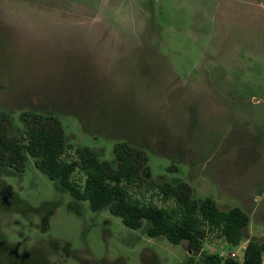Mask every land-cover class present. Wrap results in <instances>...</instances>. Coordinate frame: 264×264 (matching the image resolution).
<instances>
[{
    "label": "rangeland",
    "instance_id": "rangeland-1",
    "mask_svg": "<svg viewBox=\"0 0 264 264\" xmlns=\"http://www.w3.org/2000/svg\"><path fill=\"white\" fill-rule=\"evenodd\" d=\"M0 108L56 114L100 159L142 148L135 196L167 208L149 183L184 181L198 201L255 206L264 237V192L235 190L264 172V148L235 153V131L264 133V0H0ZM243 246L211 231L202 251L241 261ZM190 254L91 210L33 159L0 167V264H206Z\"/></svg>",
    "mask_w": 264,
    "mask_h": 264
},
{
    "label": "trees",
    "instance_id": "trees-1",
    "mask_svg": "<svg viewBox=\"0 0 264 264\" xmlns=\"http://www.w3.org/2000/svg\"><path fill=\"white\" fill-rule=\"evenodd\" d=\"M29 159L73 198L87 200L91 210L107 209L131 229L140 228L146 221L149 237L164 236L175 244L185 241L191 251L189 263L199 255L206 264H241L231 257L203 253L202 242L211 231L232 246L247 240L243 264L262 262L264 238L249 236V216L241 208L221 209L210 197L198 201L184 181L149 183L158 190L163 203H170L167 208L135 196L131 188L141 187L147 160L142 148L117 141L112 159H100L92 147L69 142L56 114L23 109L15 118L12 112L0 108V167L22 172ZM78 172L81 182L73 180Z\"/></svg>",
    "mask_w": 264,
    "mask_h": 264
},
{
    "label": "crops",
    "instance_id": "crops-1",
    "mask_svg": "<svg viewBox=\"0 0 264 264\" xmlns=\"http://www.w3.org/2000/svg\"><path fill=\"white\" fill-rule=\"evenodd\" d=\"M256 100V99H255ZM250 131L254 130V125L253 126H247ZM246 127L244 128L245 130V134H244V138L241 141L239 135H237L236 131H235V153H237L238 151H243V152H247L248 150L250 151H254V154H261L260 150H252L254 147H259V148H264V136L262 137V134L256 130V135L254 136L252 133H249V137H247L246 135ZM263 132V131H262ZM261 156V155H260ZM257 157H259L257 155ZM251 164V163H248ZM258 177H261V179L259 178V180H256ZM256 179L254 180V178L249 179L247 182H239V181H235V190H238L239 192L243 191L245 194L250 195V197L253 200H256L259 197V193H263L264 192V172L261 174V176H257ZM239 207V206H237ZM240 208V207H239ZM247 210L250 213H247V215L249 216V223L247 226V231L250 237H257V238H264L261 237L263 236L262 233V229L260 226L257 225V223H259L260 221H256V217H255V206H253L252 204H250L247 207ZM245 212V211H244ZM253 218V219H252ZM244 245H246L247 240H242Z\"/></svg>",
    "mask_w": 264,
    "mask_h": 264
},
{
    "label": "built area",
    "instance_id": "built-area-1",
    "mask_svg": "<svg viewBox=\"0 0 264 264\" xmlns=\"http://www.w3.org/2000/svg\"><path fill=\"white\" fill-rule=\"evenodd\" d=\"M244 248H245V245L243 246V250H244ZM242 254H243V252H242ZM232 258V257H231ZM235 259V258H234ZM237 260V259H236ZM239 261V260H238ZM241 262V264H243V262H242V260L240 261ZM261 264H264V253L262 254V262H261Z\"/></svg>",
    "mask_w": 264,
    "mask_h": 264
}]
</instances>
